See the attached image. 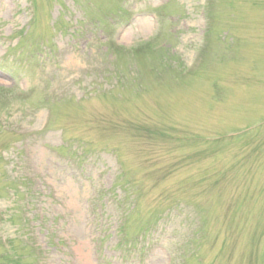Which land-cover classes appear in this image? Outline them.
I'll return each mask as SVG.
<instances>
[{"label":"rangeland","instance_id":"374dc122","mask_svg":"<svg viewBox=\"0 0 264 264\" xmlns=\"http://www.w3.org/2000/svg\"><path fill=\"white\" fill-rule=\"evenodd\" d=\"M0 264H264V0H0Z\"/></svg>","mask_w":264,"mask_h":264}]
</instances>
